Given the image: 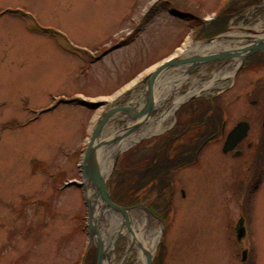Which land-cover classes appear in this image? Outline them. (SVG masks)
Masks as SVG:
<instances>
[{
  "label": "rangeland",
  "instance_id": "rangeland-1",
  "mask_svg": "<svg viewBox=\"0 0 264 264\" xmlns=\"http://www.w3.org/2000/svg\"><path fill=\"white\" fill-rule=\"evenodd\" d=\"M228 1L0 0V11L5 6L27 11L26 19L0 12V264H82L90 246L96 248L97 264L88 179L81 168L88 142L105 112L146 106L147 99H140L151 73L168 58H180L189 40H229L233 28H252L264 20V0H250L224 28L199 36L193 16L186 13L210 26ZM257 30L247 29L251 35L264 32ZM228 58L160 72L177 73L164 100L154 103L151 119L174 106L178 96L205 86L181 106L214 97L222 118L211 132L224 124L227 134L243 119L250 128L238 155L226 154L225 141L216 140L201 149L199 162L170 170L175 187L160 193L164 216L140 203L147 198L154 203L159 196L151 191L152 182L125 206L132 207L131 217L142 221L145 234L159 237L152 264H264V66ZM181 66L188 67L185 75L177 69ZM220 71L229 76L220 74L219 82L208 85ZM160 85L157 77L153 99ZM182 107L162 122L166 129L117 155L107 179L111 197L122 200L116 190L124 164L158 144ZM118 114L124 116L116 119ZM110 116L95 142L139 122L124 109ZM113 135L103 141L114 143L118 133ZM241 217L245 231L238 237L235 227ZM115 218L120 224L105 219L96 225L100 234L117 232L113 246L106 242L107 257L113 264H140L132 229L140 230L132 220L128 225L121 212Z\"/></svg>",
  "mask_w": 264,
  "mask_h": 264
},
{
  "label": "bare ground",
  "instance_id": "bare-ground-1",
  "mask_svg": "<svg viewBox=\"0 0 264 264\" xmlns=\"http://www.w3.org/2000/svg\"><path fill=\"white\" fill-rule=\"evenodd\" d=\"M257 28L260 30L264 29V20L262 21L261 24L253 26L252 28H249V27L243 28V29L233 28L229 34L232 36L231 37L232 39H229V40L228 39L227 40L218 39L214 42L211 41V43H207V44H205V42L194 43V42H191V40H189L185 48L182 50V54L179 55L180 59L188 58L190 56H195V55H208V54L215 53L218 51L231 52L232 50H241L247 47L248 45L254 42H257L261 38H264V32L261 33V35L258 34V32L253 33V35H251L250 31L249 32L247 31V29L249 30L256 29V31H258ZM244 53L245 52H240L238 54L232 55L229 58L227 57L228 61L232 60V61H237L240 63L244 59V56H243ZM192 64H194V62ZM198 65H200V62H198ZM177 69H179L180 71H183L182 75L183 74L185 75L188 70V67L181 66L180 68H177ZM233 72L231 73V75L233 74ZM175 73L177 72L168 71L166 73H159L160 75H158V78H161V85H160L161 87L158 89L157 94L154 96L153 102L155 104H158L159 101L164 100V97H165L164 92L166 91L167 88L171 86V84L169 83L171 81V78L174 77ZM220 74H222L223 77L229 76L228 72L226 73L224 71H220L215 74L214 79L210 81L208 85H213L216 81H218L219 80L218 78L222 76ZM204 88L206 87L205 86L196 87L194 90L188 92L187 95L178 96L177 101H175L174 103V106H171L168 111H165L164 113H162V115L157 119H151L150 116L148 115V110L145 111L144 114L140 116L132 115L131 116L132 119H138L139 122H137L136 124L139 125V128L135 129L131 133H126L125 131L124 133H122L120 129H119L120 132L119 131L112 132L110 135H108V137H111V136L113 137L114 136L113 133L115 134L118 133V137L116 138L114 143H106L107 141L105 140L103 141V139L108 138L106 135H105L106 138L103 137V139L99 137L94 143V145H96L95 161L100 170V174L102 175V177L105 180L108 179L116 163L115 159L119 153H121L122 151L126 150L130 146L137 143L138 140L152 133L160 132L166 129L162 125V122H164L166 119L171 117V115H173L176 112V110L181 106V104H183L188 98L195 95L196 93H199ZM148 94H149L148 90H146L145 95L141 97L140 99L141 103L143 102L145 98L148 100ZM117 96L118 95H115L114 98H116ZM134 108L136 111H139L142 109L141 108L137 110L136 107ZM121 116H124V115L118 114L115 116V118L117 119V118H120ZM110 118L111 116H109L107 120H110ZM113 125L110 128H113ZM86 188H87V198L90 199L94 205L93 213H92V223L97 225V222H102L103 220L107 219L109 222H113L114 220L115 223L117 224V222L119 221L118 219L116 220L115 218L116 211L110 208V206L105 203L101 195L97 194L96 185L91 180H87ZM128 215H129L130 221L132 220L134 223L135 230H138V229L140 230L139 233H136L132 229V235L135 240L134 246L138 248V251L140 254L139 263L146 264L147 262V264H151L153 257H154L156 247L158 245L159 237L155 236L152 238V237H149L147 233H146L147 235L145 234V229L143 228L142 221L138 222V219H132L131 217L132 209L128 211ZM122 222L126 224L124 220H122ZM116 233L117 232L115 231L113 232L111 230H108V231L103 230L100 234L102 241L104 243V248H105V253H106L105 258L103 260V264H113V261L109 259V257H107L109 249L107 248L106 242L110 244V247L113 246Z\"/></svg>",
  "mask_w": 264,
  "mask_h": 264
},
{
  "label": "water",
  "instance_id": "water-1",
  "mask_svg": "<svg viewBox=\"0 0 264 264\" xmlns=\"http://www.w3.org/2000/svg\"><path fill=\"white\" fill-rule=\"evenodd\" d=\"M264 49V38H261L257 42H254L247 47L241 49V50H232L231 52H216L214 54L210 55H195L190 56L188 58L180 59L178 57L175 58H168L161 64L157 65L156 68L151 73L149 79H148V100L147 104L144 108H142L139 111H136L134 107L131 106H122L117 108H112L111 110L105 112L102 117L100 118L93 135L90 138V141L88 142L87 149L85 151V154L83 156V159L81 160V168L84 176L86 179L91 180L97 187V194L101 195V197L104 199L105 203L110 206L113 210H116L118 212H121L125 216L126 223L130 225V219L128 215V211L132 209V207H125L121 204L116 203L113 201L110 191L107 186V180H105L102 175L100 174V170L96 164L95 161V150L96 145L95 138L97 137L98 133L100 132L101 128L103 127L105 121L108 119V117L111 115V113L117 109H124L127 110L130 113V116H140L144 114L145 111L148 110V115L150 116L152 113V109L154 108V102H153V91H154V81L158 77L159 73L163 70L172 67L177 66L182 63L187 62H194L193 66L198 65V62L204 63L206 61H211L213 59H224L227 57H231L234 54H238L240 52L244 53V60L245 58L255 53L256 51L263 50ZM264 124V121H263ZM139 127L138 124H134L129 127V129L126 131V133H130L137 129ZM250 128V122L248 120H241L239 121L228 133L226 140L223 145V151L228 152L230 150H233L237 144L247 135L248 130ZM118 160V159H117ZM87 206H88V219H89V226H90V233L91 235H96L97 238V249H98V257H97V264H103V260L105 258V248L104 243L102 241L101 235L98 231V228L95 224L92 223V213H93V203L90 199L87 200ZM236 230H237V236L241 237L244 234L245 227L243 224V218L241 217L239 221L236 224ZM164 253V244L161 246L160 256L162 257ZM246 256V251H244V257ZM152 264V263H151Z\"/></svg>",
  "mask_w": 264,
  "mask_h": 264
},
{
  "label": "trees",
  "instance_id": "trees-1",
  "mask_svg": "<svg viewBox=\"0 0 264 264\" xmlns=\"http://www.w3.org/2000/svg\"><path fill=\"white\" fill-rule=\"evenodd\" d=\"M223 7L225 8L222 10V12H225L227 6L223 5ZM221 13H219V15ZM190 16H193V18ZM188 17H190V20L194 22L193 26L196 28L197 24L195 15L189 14ZM225 23L226 19L222 18L216 21L213 25H210L212 26L210 27L206 22H204V20H201V27L200 29L198 28L196 30L199 36H209L224 28L226 25ZM258 56L260 55L258 54ZM256 62H258L259 66H264V56L260 57L259 61ZM220 110L221 107L217 105V103L212 104L211 101H206L203 99L193 100L192 102L182 107V112H186L189 114V122L193 120H199L200 124L198 125L201 128H207V130H209L212 125H215L221 120ZM210 112L215 113L216 117L212 120L205 121V117ZM191 113H193V115L195 116L193 119ZM177 138H179V136H176L175 133L170 132L164 135L160 142L153 147L155 151H153L151 154L138 158V156H136L138 154L136 153V158H133V160H129L126 164H124V169L117 181L118 190H116L117 192L115 191L117 194L119 193L120 196H122V200L118 199L116 195L112 196V199L123 206L129 205L138 199V189L141 185H143L144 187L150 184V182L155 181V176L157 174H160L162 178L167 177L169 171L168 169L173 166V161L169 159L171 155V146L173 144L172 142L176 141ZM162 141H165V143H161ZM153 186L154 184L152 185V187ZM141 188L142 187H140V189ZM153 188H158L159 196L156 198V200L160 202V193L164 188L162 186ZM155 211L158 213V215H163L161 212L162 208ZM96 253L97 251L95 247H88L83 258V264H96ZM245 264H250V262H246Z\"/></svg>",
  "mask_w": 264,
  "mask_h": 264
},
{
  "label": "flooded vegetation",
  "instance_id": "flooded-vegetation-1",
  "mask_svg": "<svg viewBox=\"0 0 264 264\" xmlns=\"http://www.w3.org/2000/svg\"><path fill=\"white\" fill-rule=\"evenodd\" d=\"M261 1L262 0H255L254 2L255 3H261ZM249 3H250V0H230V1H228V3H226V5H227L226 11L222 12L220 15H218L215 22L218 21L219 19L223 18V19H226L225 24H227L231 17L239 16V14H241L243 12V10L246 9L247 6H249ZM223 5H225V4H223ZM12 9H14V8L10 7V6H5L1 9L0 12L2 15L8 14L10 16V14L14 13V11ZM189 14H190V11H188V13H186V15H189ZM202 21H203V19H202ZM196 24H197V26H196V28L194 27V30L198 29V28L200 29L201 18L199 19L198 16L196 17ZM258 54L260 56H258ZM262 56H264V49L256 51L255 53L248 55L245 58V61H248V60L259 61L260 57H262ZM254 92H256V91H254ZM211 102H212V104H215L216 99L214 97L211 98ZM191 115H192V119H193L195 116L193 115V113H191ZM215 117H216V114L213 112L212 113L210 112L205 117V121L212 120ZM220 118H222V117L220 116ZM189 119H190V117H189L188 113L179 112L178 117L176 119V122L168 130V133L173 132L176 134V136H179V138H177L176 141L172 142L173 144L171 146V155H170L169 159L171 161H173V166H171L168 169L169 170L168 173L170 172L171 169L176 171L178 168H180V166H185L188 163L195 164L196 162H199V160H200L199 154L202 151L201 149L205 145H207L209 142H213L216 140L225 141L226 136L228 134V133L226 134V128H225L224 124H221L220 130H214L211 132L210 130H207V128L206 129L201 128L198 125V124H200L199 120H193V121L189 122ZM164 135H166V134H164ZM161 139L162 138H160V140ZM243 140L244 139H242L233 150L226 152V154H229V153L233 154L234 153V154L238 155L239 153H241L242 150H239L238 148L243 146L242 145ZM161 143H165V141H162ZM248 144H249L248 146L252 145L251 143H248ZM153 147H151V149L148 150L146 155H149L153 151H155V149H153ZM191 147H192V149H191ZM191 151H192V153H191ZM155 179L156 180L151 183L152 185L154 184L153 187L162 186L164 189L165 188H167V189L173 188V190H174V187H175L174 174L169 173V174H167V177H164V178H162V176L160 174H157L155 176ZM147 187H149V184L142 187L140 192H138V195H141V192L143 193V190H145ZM151 191L153 192V194L159 195L158 188L157 189L152 188ZM148 202H149L148 198L145 201H142V202L140 201V203H143L146 205L149 204L153 209H156V210L161 209L162 203H160L156 199H155L154 203H150V202L148 203Z\"/></svg>",
  "mask_w": 264,
  "mask_h": 264
}]
</instances>
